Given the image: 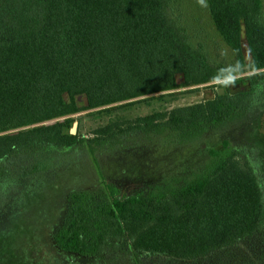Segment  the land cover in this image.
<instances>
[{
	"label": "trees",
	"instance_id": "16d2710c",
	"mask_svg": "<svg viewBox=\"0 0 264 264\" xmlns=\"http://www.w3.org/2000/svg\"><path fill=\"white\" fill-rule=\"evenodd\" d=\"M174 1L0 0V179L56 147L81 144L99 165L104 146L132 133L171 132L188 141L229 123L237 132L241 119L243 131L249 122L243 118L261 102L256 84L111 121L88 137L71 132L80 110L175 89L179 74L184 83L220 76L215 58L191 38V26L170 16ZM206 3L230 58L244 64L245 47L257 67L264 66L262 0ZM50 119L61 120L44 127ZM257 170L255 155L223 137L206 146V161L182 182L128 195L101 182L73 190L54 241L61 251L98 256L125 239L136 258L147 253L187 261L231 259L242 246L244 255L233 259L251 256L241 264H264V183Z\"/></svg>",
	"mask_w": 264,
	"mask_h": 264
},
{
	"label": "rangeland",
	"instance_id": "374dc122",
	"mask_svg": "<svg viewBox=\"0 0 264 264\" xmlns=\"http://www.w3.org/2000/svg\"><path fill=\"white\" fill-rule=\"evenodd\" d=\"M262 5L264 20V0ZM169 12L181 24L191 26V38L201 42L208 56L215 58L222 68L220 76L233 73L232 66L237 61L230 58L216 30L214 32L207 6H202L198 0H175ZM243 51L246 70L237 75L245 81L236 82L228 90L256 84L259 86L254 90V97L261 99L253 112L248 111L243 118L249 121L242 124L243 131L239 132L241 119L237 122V132L233 127L235 124L229 123L188 141H179L171 132L150 136L132 133L112 146H104L98 152L99 165L81 144L56 147L3 176L0 179V264H241L249 260L251 256L243 261L233 259L244 255L242 246L233 252L231 259L223 256L187 261L164 254L138 253L136 258L125 239L114 242L98 256L61 251L54 241L73 190L95 189L101 182L115 185L120 195H128L146 192L164 181L182 182L204 164L206 146L223 137H231L237 146L255 155L262 173L261 184L264 183V95L262 98L259 95L260 88H264V66L257 67L258 63L253 61L248 49L244 47ZM177 80L180 85L172 90L80 110L73 114L76 120L71 128L76 123L75 132L88 137L93 129L108 122L200 102L212 97L216 90L223 88L224 91L225 88L219 86L216 79L184 83V77L179 74ZM59 120L50 119L42 125L50 127Z\"/></svg>",
	"mask_w": 264,
	"mask_h": 264
},
{
	"label": "clouds",
	"instance_id": "9594fccd",
	"mask_svg": "<svg viewBox=\"0 0 264 264\" xmlns=\"http://www.w3.org/2000/svg\"><path fill=\"white\" fill-rule=\"evenodd\" d=\"M198 2L204 7L207 6L206 0H198ZM232 67L234 69L233 73L227 75L226 77L219 76V75L215 77L217 84L219 86L225 87V88L234 87L236 84V80L239 78L237 73L243 72L246 70V66L239 61H237ZM253 74L259 75L261 73L253 72Z\"/></svg>",
	"mask_w": 264,
	"mask_h": 264
},
{
	"label": "water",
	"instance_id": "95a60500",
	"mask_svg": "<svg viewBox=\"0 0 264 264\" xmlns=\"http://www.w3.org/2000/svg\"><path fill=\"white\" fill-rule=\"evenodd\" d=\"M224 91H223V88H220L219 89V93H223ZM75 130H76V123L73 125V127L71 128V132H75Z\"/></svg>",
	"mask_w": 264,
	"mask_h": 264
}]
</instances>
